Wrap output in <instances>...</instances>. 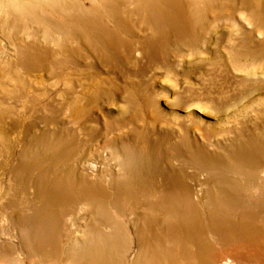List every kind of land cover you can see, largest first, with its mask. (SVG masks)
<instances>
[{"label":"bare ground","instance_id":"1","mask_svg":"<svg viewBox=\"0 0 264 264\" xmlns=\"http://www.w3.org/2000/svg\"><path fill=\"white\" fill-rule=\"evenodd\" d=\"M2 8L8 17L0 18V26L10 25L16 31L7 34V44L0 46V140L10 133L31 134L35 126L28 123L31 114L48 125L39 133L33 129V147L21 153L16 165L0 162V177L6 176L0 185L5 219L19 224L84 220L89 233L80 234L81 239L89 235L92 243L82 254L59 258L61 264H68L67 259L72 264H264V190L190 187L169 175L165 189L137 187L116 171L117 155L115 162L102 160L103 155L99 162L79 153V144L64 141L59 121L63 93L49 97L46 88L37 93L28 78L36 72V81L45 83L48 75L57 86L82 45L119 51L137 44L147 50L173 38L192 40L205 29L207 12L221 19L245 12L253 30L262 33L264 0H0ZM47 9L58 16L50 22L58 35L48 36L49 44L48 33L25 30L21 20L23 14L32 15L37 23L47 20ZM132 21L146 36L135 37L139 31ZM258 56L264 58V52ZM248 148L260 149L256 156L264 158L263 139ZM123 204L128 208L122 225L111 219ZM63 235L72 236L61 232L58 242ZM41 242L38 237L34 245L26 246V255L46 256Z\"/></svg>","mask_w":264,"mask_h":264},{"label":"rangeland","instance_id":"2","mask_svg":"<svg viewBox=\"0 0 264 264\" xmlns=\"http://www.w3.org/2000/svg\"><path fill=\"white\" fill-rule=\"evenodd\" d=\"M46 11L48 19L38 23L32 15L23 14L25 30L58 35L50 24L58 16ZM207 13L205 29L192 40L191 36L187 41L173 38L147 50L137 44L119 51L91 50L81 44V52L57 86L48 75V83H40L36 72L29 74L35 92L46 88L49 97L63 93L59 121L64 141L79 144V153L99 162L102 155V160L115 162L117 155L116 171L137 187L165 189L169 175L190 187L264 190V158L256 156L260 149L248 148L253 141L264 140V58L258 56L264 52V32L253 30L245 12L228 13L222 19ZM7 17L6 9H0V18ZM15 31L10 25L0 26V46ZM144 36L139 31L135 37ZM31 122L35 125L31 134L24 131L14 137L10 133L0 140V162L5 159L16 165L21 153L33 147L32 133L48 128L34 114L29 115ZM1 178L0 185L6 176ZM121 207L111 221L123 225L122 214L128 207ZM28 211L31 217L33 212ZM73 222L19 224L5 219L0 210V264H61L59 258L64 255L82 254L92 241L89 235L81 239L80 234L89 233V227L84 220ZM61 232L72 236L63 235L58 242ZM38 237L43 238L46 256L26 255L24 248L34 245Z\"/></svg>","mask_w":264,"mask_h":264}]
</instances>
